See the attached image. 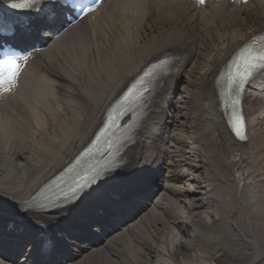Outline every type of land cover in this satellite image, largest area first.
<instances>
[{
  "label": "bare ground",
  "instance_id": "bare-ground-1",
  "mask_svg": "<svg viewBox=\"0 0 264 264\" xmlns=\"http://www.w3.org/2000/svg\"><path fill=\"white\" fill-rule=\"evenodd\" d=\"M11 1L30 0H0V9ZM152 11L169 28L185 27L193 55L181 57L172 32L153 34L143 23ZM45 18L38 13L27 29ZM45 34L37 36L44 48L27 54L14 83L0 87V264H264V69L245 85L248 144L233 136L220 100L228 64L264 35V0H108ZM90 36L100 40L92 50ZM161 36L165 43L156 44ZM9 39L20 47L34 40L21 31ZM80 54L86 73L73 67ZM152 65L158 71L139 100ZM125 94L140 103L121 122H131L129 135L95 168L104 182L79 190L87 168L78 160ZM69 171L54 189L58 200L34 201ZM123 179L135 180L131 189L85 211ZM48 236L55 244L41 262L38 246Z\"/></svg>",
  "mask_w": 264,
  "mask_h": 264
},
{
  "label": "rangeland",
  "instance_id": "rangeland-1",
  "mask_svg": "<svg viewBox=\"0 0 264 264\" xmlns=\"http://www.w3.org/2000/svg\"><path fill=\"white\" fill-rule=\"evenodd\" d=\"M164 20L165 19H163L159 14L155 13V11H152L150 13H147L146 12L145 17L143 19V23L144 22L149 23L150 24V27L154 28V29H152V31H153V34H155V35H158L159 33H161L162 35L163 34L166 35L167 32H170V33L172 32L173 34H175L176 37L174 36L173 37L174 39L172 40L174 43L173 42H171V43L175 44L176 46H178L180 48V52H181L180 55H181V57H184L185 58V56H187L189 58L191 55H193L192 52H195V51H190V48H189V46L192 43V39H191L192 36H191V34H189V33L185 34V32H184L185 27L184 26H181V25L176 26V27H170L169 28L168 18H167L166 21H164ZM87 24H89V22L88 23L86 22L84 25H87ZM184 25H186V24H184ZM109 30H113V29H109ZM110 33H111L110 31L105 32V33L102 32L103 40H106V38L108 39ZM185 35H186V37H185ZM162 43H165V41L163 40V38L161 36V39H157L156 44H162ZM95 44L96 45H99L100 44L99 38H95L94 36H90L89 39H88V42H87L88 49H90V48L94 49L93 47H94ZM90 45H92V47ZM202 47L204 48L203 55H202V57L204 58L205 50L207 52H209L210 51L209 50L210 49V46L207 45V43L205 42ZM92 49H90V50H92ZM186 51L189 52V53L186 54ZM82 55L80 54V56L78 57L79 58L78 59V62H73V67L74 68H79L80 66H82V67H80L79 70H81L83 73H86V70L87 69H85L86 66H85V63H84V56H82ZM63 65H64V63H62V62L59 63V66H63ZM70 82L73 83V80L70 79ZM248 91H249V93L251 95L252 94L251 93L252 91L251 90H248ZM252 96H254V95L252 94ZM178 98H179V92H176L170 98V101L171 100H174V102H175ZM246 102H247V99L245 98V100H244V112H245V114H246V110H245L246 109ZM246 118H247V121H249L248 116ZM248 133H249V131H248ZM248 143L249 142L247 140V142L245 144H248ZM159 179L161 181V177ZM134 181L131 182L129 180V182H126L125 185L115 186L116 188L114 190H116L118 188H119L120 191H121V189H123V190L124 189L129 190V189L132 188V185H134ZM160 181L158 180V183ZM111 194H112V191L109 192L108 194H106L103 197V201H107L108 199H110Z\"/></svg>",
  "mask_w": 264,
  "mask_h": 264
},
{
  "label": "snow or ice",
  "instance_id": "snow-or-ice-1",
  "mask_svg": "<svg viewBox=\"0 0 264 264\" xmlns=\"http://www.w3.org/2000/svg\"><path fill=\"white\" fill-rule=\"evenodd\" d=\"M14 6L15 7H26L27 3L21 2L19 4L14 5ZM256 62L264 63V49L261 50L260 55L255 59V61L244 64L242 67L238 68V71H240L242 74L246 75L250 71L251 67L253 66V63H256ZM18 73H19V66H18V64H16V62L14 60H0V87H5L7 85L13 84ZM240 78H242V76L237 77V80ZM230 79H231V77H230ZM232 83L234 85V90H235V88L238 87L237 81L233 80ZM224 102L226 104H232V102H233L232 96L229 94L225 98ZM236 103H238V101H236ZM231 111H232L231 108L226 107V112L231 114ZM233 130L235 131L236 135L239 138H241V139L245 138L241 134V122L239 119H237L234 122Z\"/></svg>",
  "mask_w": 264,
  "mask_h": 264
}]
</instances>
